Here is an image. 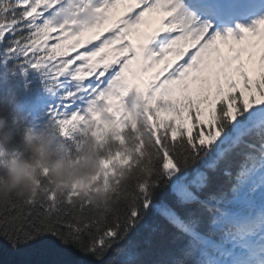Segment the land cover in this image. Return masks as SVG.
Returning <instances> with one entry per match:
<instances>
[{
  "label": "snow or ice",
  "instance_id": "6c2138e0",
  "mask_svg": "<svg viewBox=\"0 0 264 264\" xmlns=\"http://www.w3.org/2000/svg\"><path fill=\"white\" fill-rule=\"evenodd\" d=\"M122 3L0 0V67L41 75L56 103L40 136L72 161L92 137L108 192L95 202L58 192L45 172L35 195L0 202V250L51 238L77 264H264V204L253 211L264 189V18L236 39L198 25L182 0H132L105 29ZM228 42L241 47L224 55ZM257 48L261 70L250 78L241 59ZM130 73L153 74L133 83ZM197 84L209 86L177 95ZM233 152L243 157L235 174ZM217 172L229 186L210 191Z\"/></svg>",
  "mask_w": 264,
  "mask_h": 264
},
{
  "label": "clouds",
  "instance_id": "9594fccd",
  "mask_svg": "<svg viewBox=\"0 0 264 264\" xmlns=\"http://www.w3.org/2000/svg\"><path fill=\"white\" fill-rule=\"evenodd\" d=\"M13 126L16 120H12ZM4 127V118H0V131ZM35 135L25 133L19 144L14 143L11 131L4 133L0 139V157L10 151L30 152L31 163L27 161H9L3 171H0V202L10 198L24 200L36 194L39 188V175L37 169L47 170L48 186L58 192L76 190L81 198L89 195L87 178L97 170V161L85 160L78 167H69L62 159L53 161L50 150L51 142H46L43 147H36Z\"/></svg>",
  "mask_w": 264,
  "mask_h": 264
},
{
  "label": "trees",
  "instance_id": "16d2710c",
  "mask_svg": "<svg viewBox=\"0 0 264 264\" xmlns=\"http://www.w3.org/2000/svg\"><path fill=\"white\" fill-rule=\"evenodd\" d=\"M0 118H4V127L2 131H0V139H2L4 133L11 131L14 136V143L19 144L20 139L26 133L23 126L19 123H16V125L13 126L12 116L1 107H0ZM35 146L38 148L40 147V145L37 143ZM10 153H17L18 155L14 159H9L8 162L19 160V161H27L31 163L32 161V155L30 152L24 153L20 151H10L8 154ZM52 159L53 161H55L54 157H52ZM228 159L232 164L233 173H235L238 170L243 157L238 156L235 152H233L228 157ZM7 163L2 168H0V171H3L5 169ZM223 167L224 165L221 166V168ZM37 172L40 180L42 178V175L45 172L47 173V170L37 169ZM117 172L119 173L120 169H117ZM98 175L100 176L103 175V170L101 166L94 173H92V175H90L87 178V183L89 184V188H88L89 195L84 198H90L93 202L102 201L108 194L106 185L103 182V180L101 181L96 180V177ZM210 175L213 178L212 186L209 189L210 191H214L218 185H223L225 188L229 186L228 183L225 182L224 177L221 176L219 172L210 173ZM46 187H49L48 184L46 185ZM69 191H76V190H68L64 192H69ZM193 207L195 206L193 205ZM155 218L158 220V222L161 225L167 227L166 222L164 221L163 218L161 217H155ZM168 231L172 232L174 230L168 227ZM81 259L82 257H80L77 253L73 252L71 249L60 248L56 244V242L53 241L51 238L38 241L37 243L30 245L27 248H22L18 252L13 251L7 245H4L2 250H0V264H77V262L80 261ZM151 259H152L151 256L145 257L146 261H150ZM90 264H95V262L92 261L90 262Z\"/></svg>",
  "mask_w": 264,
  "mask_h": 264
}]
</instances>
